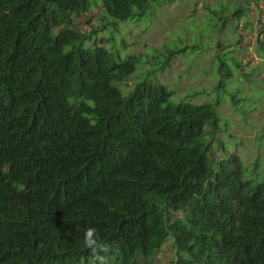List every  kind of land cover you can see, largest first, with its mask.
Wrapping results in <instances>:
<instances>
[{"label": "trees", "instance_id": "trees-1", "mask_svg": "<svg viewBox=\"0 0 264 264\" xmlns=\"http://www.w3.org/2000/svg\"><path fill=\"white\" fill-rule=\"evenodd\" d=\"M172 1L102 0L101 15L115 28ZM233 1L210 10V31L247 29L251 3L264 0ZM93 4L0 0V264H89V227L111 245L110 264H156L169 239L176 251L164 264H264V174L253 180L255 163L220 140L212 147L222 96L245 114L227 87L252 80L240 39L212 55L215 100L194 103L205 94L195 90L177 100L156 73L206 49L203 30L192 46L123 58L79 42L75 20ZM256 39L264 56V33Z\"/></svg>", "mask_w": 264, "mask_h": 264}, {"label": "rangeland", "instance_id": "rangeland-1", "mask_svg": "<svg viewBox=\"0 0 264 264\" xmlns=\"http://www.w3.org/2000/svg\"><path fill=\"white\" fill-rule=\"evenodd\" d=\"M93 1L91 13L75 20L79 26L77 31L79 42L81 39L86 45L103 42L104 47L123 58L153 53L152 49L163 50L167 44L184 45L187 42L192 46L191 40L195 39L197 29L203 30L206 49L196 55L193 50H186L184 56L173 60L170 68L156 73L161 83L175 92L177 100L187 97L192 90L205 91V94L192 99L194 103L202 104L215 100L214 97L218 94L214 90L217 84L212 72L214 67L210 65L212 55L218 51L219 42L240 39L243 62L251 68L248 71L252 80L251 82L239 80L238 90L233 85L227 87L231 93L241 95V98L245 99L242 101L244 104L240 105L245 114H240L236 110L238 106L231 102V98L223 97L220 92L222 99L219 108V130L212 147L216 150L220 140L230 153L240 156L244 164L255 163L258 166L256 170L253 167L249 168L248 177H253V180L260 178L264 174V56L258 55L254 48L256 38L264 33V1L251 3L248 19L240 22L245 23L247 29L240 26V31L235 34H232L229 23H225L228 27H221L215 32L210 31L207 26L213 17L210 10H218L221 2L230 5L233 0H173L171 3H158L140 21L116 23L115 28L113 20L105 19L101 15L102 0ZM218 18L224 19L223 16ZM93 29H97V34L86 40L84 35L91 34ZM148 67H140L129 81L119 84L123 93L132 89ZM216 154L221 156V152ZM257 159L260 162H256ZM175 251L173 240H167L156 253L155 263H168L175 256Z\"/></svg>", "mask_w": 264, "mask_h": 264}, {"label": "clouds", "instance_id": "clouds-1", "mask_svg": "<svg viewBox=\"0 0 264 264\" xmlns=\"http://www.w3.org/2000/svg\"><path fill=\"white\" fill-rule=\"evenodd\" d=\"M84 246L90 250L89 264H110L111 245L102 241L98 231L94 227H89L84 233Z\"/></svg>", "mask_w": 264, "mask_h": 264}]
</instances>
